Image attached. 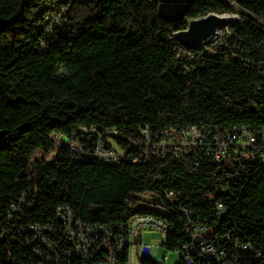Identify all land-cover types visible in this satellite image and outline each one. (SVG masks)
I'll use <instances>...</instances> for the list:
<instances>
[{"label": "trees", "instance_id": "16d2710c", "mask_svg": "<svg viewBox=\"0 0 264 264\" xmlns=\"http://www.w3.org/2000/svg\"><path fill=\"white\" fill-rule=\"evenodd\" d=\"M159 10V0H0V222L34 190L27 225H57L61 206L89 226L153 217L173 227L165 247L178 252L191 244L187 210L212 237L232 233L251 245V256L264 251V164L224 193L225 176L209 159L198 166L170 157L112 164L82 161L66 145L80 128L116 130V143L135 154L131 143L142 140L145 125L155 131L263 125L256 105L258 87L264 90V0H195L178 20ZM209 14L240 18L215 57L174 39ZM183 56L190 74L179 67ZM91 139L83 142L87 151ZM37 152L42 157L34 160ZM30 258L8 237L0 242V264ZM141 264L158 263L145 250Z\"/></svg>", "mask_w": 264, "mask_h": 264}, {"label": "built area", "instance_id": "2783aa9c", "mask_svg": "<svg viewBox=\"0 0 264 264\" xmlns=\"http://www.w3.org/2000/svg\"><path fill=\"white\" fill-rule=\"evenodd\" d=\"M229 18H237V23L240 21L236 14L225 17L226 24L218 29L213 38L196 49V53L217 56V47L224 46L225 39L231 35V29L234 27L229 26ZM212 44H215L214 50H207ZM178 61L183 73L190 74V69L186 67L187 57L178 58ZM258 92L262 94L256 105L258 116L263 121L260 128L186 126L181 129L164 128L155 131L150 125H145L139 129L142 140L131 143L130 149L134 150L135 154H129L116 143L115 139L120 137L116 130L105 129L101 132L100 129L80 128L75 131V138L66 145L73 152L82 153V161L95 159L112 164H148L153 159L170 157L176 160L191 158L198 166L199 161L209 159L217 167L216 175L225 176L226 185L223 192H233L239 180L247 175L255 164H264V90L258 87ZM92 137L96 138L94 146L87 151L83 142ZM33 177L36 178V175L33 174ZM167 198L175 203L177 195L168 192ZM35 203L36 194L32 190L23 195L18 204L10 208L5 221L0 222V242L8 237L13 244H21L33 257L30 258L29 264H132L131 248L136 245L143 231L163 233L162 246H165L173 228L163 220L146 216H137L126 224L89 226L75 220L67 206L57 209V225H27L25 221ZM224 212V206L219 204L218 215L221 216ZM182 214L189 222L185 236L191 242L176 252L183 264H244L241 254L247 257L246 264H264V251L257 252L255 257L251 256V245H242L237 238L233 240L232 233L219 238H206V227L202 223H194L195 215L187 210H182ZM53 239L60 240L56 243ZM145 250L154 258L158 248L145 246L141 257ZM101 257H104V260L101 261Z\"/></svg>", "mask_w": 264, "mask_h": 264}, {"label": "rangeland", "instance_id": "374dc122", "mask_svg": "<svg viewBox=\"0 0 264 264\" xmlns=\"http://www.w3.org/2000/svg\"><path fill=\"white\" fill-rule=\"evenodd\" d=\"M169 5L163 6L162 14H160L162 17L170 19V20H178L180 19L185 11H183L182 8L180 9H173ZM234 10L237 8L234 6ZM225 17H232L231 16H225ZM230 20H234L237 18H229ZM215 44H212L207 47V50H214ZM61 72L64 73V71L61 70ZM61 142L66 143V139L63 137L60 139ZM55 155V152L52 153L51 157ZM42 157L41 152H37L33 159L39 160ZM214 233L213 230H208L207 233H205V236H212ZM164 241V235L161 232L157 231H143L141 233V236L139 237L136 245L132 246L131 248V261L132 264H141V253L145 246H150L152 248L157 247L158 251L155 255V257H151L150 253H148V258L154 260L158 264H181L180 257L176 254V252L168 251L165 246H162V243Z\"/></svg>", "mask_w": 264, "mask_h": 264}, {"label": "water", "instance_id": "95a60500", "mask_svg": "<svg viewBox=\"0 0 264 264\" xmlns=\"http://www.w3.org/2000/svg\"><path fill=\"white\" fill-rule=\"evenodd\" d=\"M227 20L225 17L217 14H209L208 16L191 20L185 31L174 34L176 42L186 50H196L205 42L213 38L218 29L225 25ZM198 239L197 242H199Z\"/></svg>", "mask_w": 264, "mask_h": 264}, {"label": "crops", "instance_id": "0c3cea01", "mask_svg": "<svg viewBox=\"0 0 264 264\" xmlns=\"http://www.w3.org/2000/svg\"><path fill=\"white\" fill-rule=\"evenodd\" d=\"M160 1V14H162V9L163 6L169 5L173 9H180L182 8L183 11H187V9L190 7V5L195 1V0H159ZM170 7V8H171Z\"/></svg>", "mask_w": 264, "mask_h": 264}, {"label": "bare ground", "instance_id": "6f19581e", "mask_svg": "<svg viewBox=\"0 0 264 264\" xmlns=\"http://www.w3.org/2000/svg\"><path fill=\"white\" fill-rule=\"evenodd\" d=\"M235 22H237V19H234V20L229 19V26H232ZM171 231H172V228H171Z\"/></svg>", "mask_w": 264, "mask_h": 264}]
</instances>
